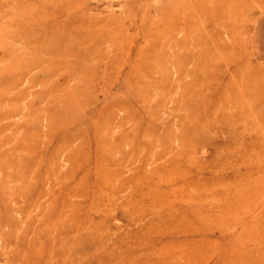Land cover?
Wrapping results in <instances>:
<instances>
[{"label": "rangeland", "instance_id": "374dc122", "mask_svg": "<svg viewBox=\"0 0 264 264\" xmlns=\"http://www.w3.org/2000/svg\"><path fill=\"white\" fill-rule=\"evenodd\" d=\"M0 264H264V0H0Z\"/></svg>", "mask_w": 264, "mask_h": 264}]
</instances>
